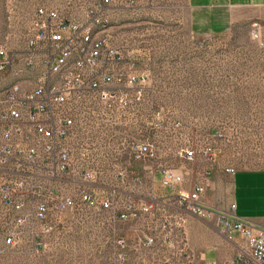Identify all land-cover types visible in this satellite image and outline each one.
Here are the masks:
<instances>
[{"label":"built area","instance_id":"obj_1","mask_svg":"<svg viewBox=\"0 0 264 264\" xmlns=\"http://www.w3.org/2000/svg\"><path fill=\"white\" fill-rule=\"evenodd\" d=\"M75 1L83 13L75 20L52 7L37 9L21 67L2 50L1 70L36 72V80L0 89V213L15 226L3 234L6 245L26 238L45 251L64 214L111 211L115 221L137 220L158 206L152 198L122 199L142 183L134 163L159 162L165 152L155 138L162 114L144 109L152 87L140 67L143 48L121 46L106 30L114 16L136 9L141 0ZM262 31L255 22L252 37L264 48ZM223 137L218 131L203 142L190 139L177 154L187 163L214 164ZM159 170L177 209L168 215L170 232L185 234L186 214L214 218L202 201L206 184L180 191L185 174ZM103 177L115 178L117 185ZM218 223L234 248L231 264H264V229L238 219L235 206ZM117 259L125 261L124 255Z\"/></svg>","mask_w":264,"mask_h":264},{"label":"rangeland","instance_id":"obj_2","mask_svg":"<svg viewBox=\"0 0 264 264\" xmlns=\"http://www.w3.org/2000/svg\"><path fill=\"white\" fill-rule=\"evenodd\" d=\"M40 7L55 8L67 20L83 15L75 0H0V50H7L17 67H21L19 58ZM229 14L235 16V22L227 33L198 37L192 31L188 0H141L136 9L122 10L114 16L106 30L121 46L140 44L146 54L140 67L150 74L152 88L169 90L173 88L171 84L179 83L188 90L187 96L176 99L177 112L172 111L184 127L194 132V136H190L194 142L207 134L222 132L224 137L216 146L218 159L221 158L227 168L235 171L263 169L264 125L255 121L258 112L264 109V96H256L253 90L258 86L264 88V48L253 39L252 30L255 22L261 24L264 43V6L246 1L230 8ZM186 42L197 44L187 45ZM206 43H211L210 49ZM206 53L210 55L209 60L203 58ZM220 56L221 61H218ZM192 72H209L211 81L185 80L186 74ZM178 74L185 78L176 81ZM15 82L12 69H0V89ZM221 88L227 91H220ZM147 99L146 107L151 108L162 103V99L170 98L150 96ZM176 100L166 103L174 107ZM66 215L70 218L66 223L57 224L54 233L46 239L48 248L44 251L26 238L6 245L3 234L15 226L0 213V264H90V250H83V256L88 257L82 260L75 241V232L89 233L85 218L90 215ZM77 217L84 218V222L79 220L76 224Z\"/></svg>","mask_w":264,"mask_h":264},{"label":"crops","instance_id":"obj_3","mask_svg":"<svg viewBox=\"0 0 264 264\" xmlns=\"http://www.w3.org/2000/svg\"><path fill=\"white\" fill-rule=\"evenodd\" d=\"M246 1L256 6H264V0L258 3L254 0H188L193 34L198 37H214L227 33L235 22V16L229 14L230 8L242 5ZM186 44L194 46L197 43L186 42ZM206 45L210 49L211 43ZM203 58L209 60V53ZM218 61H221V56L218 57ZM186 75L187 78L178 74L175 79L176 81L183 78L189 81L202 80L204 83L211 81L208 78L209 72L202 74L192 72ZM171 85L173 88L169 90L165 88L151 90L152 97L170 98L169 100L162 99V103L151 108L144 105L145 111L154 109L162 114V127L155 138L165 152L159 162L134 163L132 170L142 183L132 186L134 191L127 190L122 197L135 202L155 199L158 204L157 209L137 220L115 221L112 219L111 211L90 214L86 217L90 231L75 232V241L76 249L82 252V260L88 257L83 256V250H90V264H119L117 258L120 255L125 257L122 264H231L234 248L223 235L218 220L227 217L232 206H235V215L238 219L264 229V168L236 170L233 174H228L227 166L221 158L216 163L210 164L200 159L187 163L179 157L178 150L191 139V135L194 136V132L184 127L183 123L178 121L176 113L172 111L174 109L177 112L176 99L187 96L188 90L183 89L179 83ZM221 90L226 92L227 88ZM253 91L256 96H264L263 87L258 86ZM172 99L176 100L174 107L166 103L171 102ZM255 122L264 125L263 108L258 112ZM211 137L212 135L207 134L199 141L203 142ZM191 140L195 141L193 138ZM159 167H172L185 174V182L179 188L180 191H192L196 186L206 184V193L202 201L205 206L213 209L214 218L200 219L186 214L188 224L185 234L170 232L167 228L168 215L176 212L177 209L171 204L170 191L162 187L163 175ZM102 179L105 182L112 180L113 185H117L115 178ZM69 218V215L64 216L63 222L66 223ZM77 218L74 219L76 224L84 219ZM151 238L154 239V243L148 244Z\"/></svg>","mask_w":264,"mask_h":264},{"label":"bare ground","instance_id":"obj_4","mask_svg":"<svg viewBox=\"0 0 264 264\" xmlns=\"http://www.w3.org/2000/svg\"><path fill=\"white\" fill-rule=\"evenodd\" d=\"M0 58H2V50H0ZM14 77L16 82L12 86L27 82V80H36V72H15Z\"/></svg>","mask_w":264,"mask_h":264}]
</instances>
